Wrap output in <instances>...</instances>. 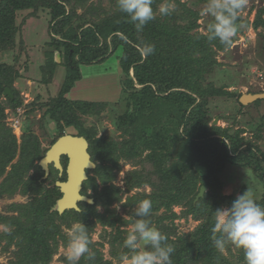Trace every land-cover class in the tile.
Here are the masks:
<instances>
[{
	"label": "trees",
	"instance_id": "1",
	"mask_svg": "<svg viewBox=\"0 0 264 264\" xmlns=\"http://www.w3.org/2000/svg\"><path fill=\"white\" fill-rule=\"evenodd\" d=\"M162 2L153 0V10ZM76 3L91 6L93 12L98 10L91 0H0V54L14 47L18 13L28 9L51 10L50 23L55 22L51 45L60 51L68 73L58 97L52 99L49 113L60 136L73 127L77 132L74 135L88 139L89 152L97 166L84 183L82 193L92 197L94 203L81 202V211L69 209L62 214L54 209L62 196L56 181L66 180L67 174L64 172L59 178V171L51 165L50 175L42 179L45 172L39 160L46 150H42L40 139L33 131L26 130L19 144L7 125L2 99L5 97L12 108L22 103L14 87L19 74L15 66L0 61V196L21 193L31 197L26 204L9 206L16 214L0 213V224L6 227L0 231V246L9 251L15 245L11 251L12 264H51L59 247L67 245V229L82 223L88 228L89 248L95 258L88 260L85 254L78 264H115V259L119 260L128 251L123 242L130 230L125 227L137 219L136 205L149 199L152 210L147 219L174 246L173 264H245L241 250L228 246L219 252L211 239L215 209L230 207L237 196L224 192V174L228 170L250 168L264 188V150L244 136L245 129L213 123L214 109L234 104L243 113L245 108L240 101L241 92L217 86L213 80L221 66L213 46L219 51L225 50L224 46L218 40L209 42L207 34L193 29L198 25V14L189 7H184L179 18L174 14L166 15L165 19L156 16L143 31L137 32L127 14L120 11L83 27L73 19ZM258 10L252 24L249 19L238 23L264 30V7ZM179 20L187 24L181 25ZM57 34H61L60 38ZM144 45L153 46L151 54H143ZM120 49L123 111L114 125L122 137L97 136L98 130L87 126L83 117L100 112L107 103L70 100L66 94L81 79V64L105 61L110 52ZM54 53V48L45 53L47 66H43L51 74L58 65ZM6 89L11 94H6ZM18 154V161L12 163ZM122 161L131 162L136 168L129 171L124 187H119L114 179ZM62 163L66 169L68 158L63 157ZM32 168L38 172L30 175ZM98 180L101 190L97 187ZM145 186L150 191L128 194ZM202 186L207 190L197 200ZM89 188L94 192L89 194ZM125 194L127 199L121 206L126 214L112 207ZM255 201L264 206V191ZM99 205L104 207L102 211ZM175 207H181V212L177 213ZM188 216L199 224L193 231L179 233L175 219ZM98 224L109 229L104 228L102 239L94 242L93 233ZM105 243L110 244L111 259L104 258L101 248ZM61 256L67 264L65 256Z\"/></svg>",
	"mask_w": 264,
	"mask_h": 264
},
{
	"label": "rangeland",
	"instance_id": "2",
	"mask_svg": "<svg viewBox=\"0 0 264 264\" xmlns=\"http://www.w3.org/2000/svg\"><path fill=\"white\" fill-rule=\"evenodd\" d=\"M91 1L95 3L98 10L93 12L92 8H90L91 6L82 7L77 3L75 4L77 7L73 19L77 23H82L83 27L95 22L99 23L104 20L106 15L111 16L112 14L114 15V12H119L117 0ZM165 2L166 0H163L154 10L156 16L161 19H165L166 15H161L158 9ZM170 2L175 5L174 10L171 12V14L176 15L175 18L183 15L182 10L184 7H189L197 13L198 25L193 27V29L207 34V24L211 22L212 18L210 16H201V11L206 6L207 0H170ZM262 7H264V0H248L247 7L241 13L242 17L240 21L249 19L252 24L256 14L259 12L258 9ZM50 11L47 8H40L37 11L36 9H28L18 13V32L14 47L12 48L13 50L7 49L0 54V61L15 66L18 71L19 75L14 81V87L17 89L22 102L17 108H12L10 104L8 105L5 97L1 98L3 104L6 106V123L12 128L13 133L18 138L19 144L22 140V133L26 130L33 131L40 139L41 148L42 150H46V153L53 143L62 136L59 135V128L51 118L49 109L52 99L58 97L68 73L60 51L55 49L54 45H51L52 27L55 22L50 23ZM96 13L97 15H95ZM179 23L181 25L187 24L183 20H179ZM60 36L61 34L56 35L57 38H60ZM52 48H54V56L58 65L56 71L51 74L48 69L43 70V66H47L45 53ZM213 49L217 60L221 64L218 68L219 71L215 72L214 76H212L217 86L224 85L231 91L241 92L242 95L247 93L264 94V30L254 29L251 25L243 26L234 38L231 49L219 51L215 46H213ZM109 54L110 56L105 61L98 59L97 62L91 64H81V79L66 96L70 100L78 99L107 103L106 108L100 112L85 115L83 117L84 122L87 126H93L98 130L97 136L108 134L121 138V132L115 128L114 122L117 119V115L123 111V107L120 105L123 73L118 63V56L122 54V50L120 49L117 52L112 51ZM7 94H11V90ZM212 112L214 124L217 121V125L227 126L230 124L235 129H245L244 136L252 144L264 150V97L258 103L254 101L245 104L243 113H239L234 104H227L224 108L214 109ZM259 127H261L260 131H258ZM66 133L77 134L73 127L67 128ZM18 159L19 154L12 163H16ZM41 159L39 160V164ZM135 168V164L122 161L121 168L116 173L114 184L124 187V179L130 175L129 171ZM89 171V176L93 175L92 170ZM36 172H38L37 169L32 168L30 175ZM224 181V192L227 194H242L250 187L253 198L259 199L264 191L262 181L250 168H231L224 174ZM97 182V187L101 190V181L98 180ZM143 190L150 191V187H137L128 194L132 195L137 191ZM87 192L90 194L94 190L93 188H89ZM127 195L123 196L121 202L112 205L119 213L126 214L124 207L121 205L127 199ZM29 200H31L30 196L21 193L14 196L7 194L0 196V213L5 215L16 214L17 212L11 211L9 206L11 204H26ZM103 208L101 205L98 206V209L101 211ZM174 209L177 213H180L182 208L175 207ZM188 217L175 219L179 233L183 234L193 231L199 224V221L193 219L192 216ZM130 226H126L125 229L130 230ZM104 228L109 229V227L98 224L93 233L94 242L102 239L101 235ZM5 229L6 227L0 224V231H4ZM15 248V245H12L9 251H5L4 245L0 246V264H12L11 259L13 258V254L11 251ZM101 250L105 259L112 258L110 244L105 243ZM65 252L66 246L61 245L58 252L54 255L51 264H66L61 256L63 255L64 257ZM114 263L120 264V261L115 259Z\"/></svg>",
	"mask_w": 264,
	"mask_h": 264
},
{
	"label": "clouds",
	"instance_id": "3",
	"mask_svg": "<svg viewBox=\"0 0 264 264\" xmlns=\"http://www.w3.org/2000/svg\"><path fill=\"white\" fill-rule=\"evenodd\" d=\"M152 4L153 0H117L119 11L127 14L137 32L143 31L145 25L156 18ZM247 4L248 0H207L201 11V16L212 18L207 24V40H218L225 51L231 49L234 38L243 27L238 21ZM174 7V3L166 0L158 11L161 15H170ZM142 51L145 55L151 54L153 46L144 45ZM151 210L149 199L136 205L134 216L137 219L124 239L123 247L128 251L119 256L120 264H173L175 248L167 243L166 235L147 219ZM211 239L219 252L231 246L243 252L245 264H264V206L255 201L250 187L238 194L230 207L215 209ZM90 243L87 226L73 224L68 230L67 264H78L85 254L86 259L93 260L95 254L90 251Z\"/></svg>",
	"mask_w": 264,
	"mask_h": 264
},
{
	"label": "water",
	"instance_id": "4",
	"mask_svg": "<svg viewBox=\"0 0 264 264\" xmlns=\"http://www.w3.org/2000/svg\"><path fill=\"white\" fill-rule=\"evenodd\" d=\"M5 93H10V89H6ZM263 97L264 94L247 93L242 95L240 101L245 105ZM215 124H217V121ZM89 147L90 143L85 136L65 133L53 143L40 161V166L45 172L42 179L50 175L51 165L59 171L60 178L64 172L67 174L66 180L59 179L56 181V185L60 189L62 196L57 200L54 209L61 214L69 209L81 211L79 206L81 202L94 203L93 198L82 193L84 183L89 179V170L95 169L97 166L92 160ZM63 157L68 158L66 169L62 163ZM206 190L207 187L202 186L197 199L203 197Z\"/></svg>",
	"mask_w": 264,
	"mask_h": 264
}]
</instances>
